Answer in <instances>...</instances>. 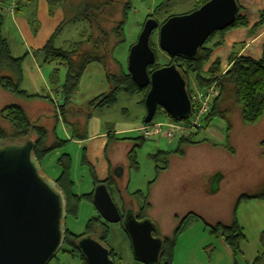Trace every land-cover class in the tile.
Here are the masks:
<instances>
[{"label":"rangeland","instance_id":"1","mask_svg":"<svg viewBox=\"0 0 264 264\" xmlns=\"http://www.w3.org/2000/svg\"><path fill=\"white\" fill-rule=\"evenodd\" d=\"M80 0H69L68 3L62 2L61 12L56 8L50 9L46 1L24 0L19 7V15L12 16L7 12L11 0H0V37L7 40L12 55L22 57L26 53L23 62L24 80L22 88L29 94H39L42 96L50 95L55 101L60 100L56 89L65 81L66 68L58 62L45 63L44 55L40 49L44 47L57 27L64 21L62 31L54 41L57 48L70 51L75 48V43L83 39L86 41L89 37H100L99 32L86 21H70L76 11V4ZM108 7L98 14V23L103 29L109 31L121 20L123 5L127 0H105ZM131 9L125 24V41L123 44L112 48L116 42L114 36L110 35L106 41V50L104 51L106 63L104 65L93 63L89 65L80 79L78 89L72 96L70 104L66 109V120L72 123H79V128L83 127L87 121L92 131H106L108 125H113L112 130H126L127 133L120 134L118 137L139 138L140 135L135 132L142 124L146 110L139 102L142 96H130L124 91L116 95V102L105 107L92 108L89 103L96 97L108 94L111 89V83L108 80L109 74L118 73L120 66L127 72V59L130 47L135 44L142 30L143 23L147 20L149 14H154L156 7L162 3H167L152 18L161 22L167 15H184L194 10L195 0H131ZM20 2V0H17ZM46 5H44V4ZM18 5V4H17ZM25 20V26L21 22ZM154 43L158 47L157 32L153 37ZM90 45H84L81 50L91 49ZM158 63L160 65L169 63L166 54L157 49ZM35 55V56H34ZM166 66V65H165ZM164 67V66H162ZM56 78L53 81V77ZM190 88L194 86L193 77L190 78ZM20 100L14 98L9 93L0 88V109L11 104H19L24 108L29 118L37 123L44 125L49 131H52L54 124L57 126L56 133L61 138H65L62 125L72 133L69 123L63 124L55 122L57 108L52 102L41 100ZM62 104V100H60ZM39 103V104H37ZM61 115V111L59 108ZM231 116L232 129L230 131L231 146L236 150L234 158L231 157V163L225 164L220 155L215 157L207 152V146L190 148L184 157H172L169 161V168L166 173L158 175L155 184L148 190V183L157 177L154 163L148 158V155L155 154L158 150L171 151L177 146V140L168 141L165 138H156L146 140L139 149L138 161L140 169L130 171L127 175V169L123 176V181L129 179L131 184L129 191L142 190L149 195V202H152V208L147 212L148 218L155 224L156 233L159 236H170L175 229L172 222L173 215L179 213L186 216L192 212L200 219L191 218L189 224L178 235L174 248V257L172 264H218L217 259L221 257V237L210 232V226L216 222L228 224L231 219L232 207L235 198L241 193H253L260 190L264 184V150L262 158L259 157L258 141L264 139V127L244 126L240 120L238 111L234 109ZM73 115H78L73 118ZM90 115V119L87 116ZM167 115L158 110L153 121H164ZM216 125L225 127V123L220 119H214ZM77 125V124H76ZM0 126L8 132L10 126L0 117ZM215 138V137H214ZM214 138L200 135L194 137L195 141L204 139L213 140ZM31 139L34 140V137ZM217 139V138H215ZM119 142H125L120 141ZM130 143V142H127ZM77 145L71 141L63 148V152H71L72 156L77 150ZM79 151V150H77ZM221 153V148H220ZM56 155H52L42 167L49 176L53 175L49 165ZM228 166L229 181L225 187L220 188L219 192H204V185L201 182L200 173L210 168H223ZM162 166V165H161ZM121 169L122 167H117ZM115 169V170H116ZM114 170V171H115ZM204 174V173H203ZM76 182L80 187L74 190L79 193H89L92 190V180L88 169L83 172L74 171ZM127 182V181H125ZM124 185V183H123ZM78 187V186H77ZM206 190V189H205ZM117 201L119 200L116 198ZM135 197L129 198L134 213L138 211ZM252 207L257 216L264 214V202L249 200L242 203V207ZM119 211L121 206L118 204ZM241 213V212H240ZM93 204L87 200H82L79 204L77 216L74 218L68 216L66 219V229L68 232L81 236L87 227L88 221L97 216ZM250 214V215H249ZM248 216H252L249 213ZM248 220V219H247ZM249 222V221H248ZM207 223V224H206ZM108 238L105 245L112 249L116 254L112 259L115 264H133L132 253L129 241L123 233L120 224H108ZM245 236L252 239L255 235L253 227H247ZM69 247L64 245L62 250L49 264H83V261L76 254L68 252ZM219 261V260H218Z\"/></svg>","mask_w":264,"mask_h":264},{"label":"trees","instance_id":"2","mask_svg":"<svg viewBox=\"0 0 264 264\" xmlns=\"http://www.w3.org/2000/svg\"><path fill=\"white\" fill-rule=\"evenodd\" d=\"M44 1H46L50 7H54L59 3L61 4L62 2L68 3L69 0ZM127 1L128 2L123 5L121 20L118 21L109 32L103 29L97 21L98 14L103 12V9L108 7L109 1L106 3L105 0H80L78 4H76L75 14L70 19V21L89 22V25L93 26V28L99 32L100 37H89V39L86 41L82 39L81 41L76 42L74 45L75 48L70 51L57 48L54 45V41L62 31V26H64V23L68 22L63 20L60 26L55 30L54 34L40 50L44 55L45 63L58 62L60 65L66 68L67 72L65 81L59 88L56 89L57 94L60 95L62 100V104H60L59 108L64 121H66V109L70 104L72 96L77 91L80 79L82 78L87 67L93 63L102 65L106 63L104 51L106 50V41H108V37L112 35L116 39V42L112 47L113 49L117 45L124 43V29L132 3L131 0ZM209 1L210 0H195L194 10L200 8ZM17 4H19V2H17ZM163 6L164 3L157 6L155 14H158V11ZM17 9L18 5H16V10ZM153 16L154 15H148L147 19L152 18ZM172 16L173 15H167L165 19L159 23L163 24L168 18ZM263 24L264 11L260 14L258 26ZM246 25L247 22L245 18L239 15L238 12L235 22L230 27L220 32H214L209 36L200 49L198 56L194 60H185L179 57H168L169 63L163 65L158 63L157 49L159 47H157L153 41V37L156 32H154L150 38V46L156 54V62L154 65L148 68L149 73L165 65H175L187 82L188 94L191 90L189 80L192 77L195 84L201 89L208 87L213 83H217L220 94L212 102L210 118L220 119L225 123V139L227 142L230 136L229 133L232 129L231 116L234 113V109L238 111L240 120L244 126H257L264 118V51L262 57L258 60L247 57L233 58L231 60L230 67L224 74L221 72L219 61H215L207 71H205L204 68L210 61L213 50L222 44L221 40L214 42V39L223 35L228 30L244 27ZM84 45H90L91 49L81 50ZM26 56L27 54L22 57L13 56L7 40L3 37H0V88L4 92L9 93L14 98L22 100L41 99L50 102V104L53 106V100L50 96H42L39 94L30 95L22 88V83L24 80L23 62ZM54 74L55 76L53 77V81L56 78V72ZM108 80L112 86L111 91L108 94H103L94 98L89 103L90 107L98 108L112 105L116 102L117 93L124 91L130 96H142L143 99H141L139 104L145 108L144 101L149 91V87L139 89L132 81L128 71L126 72L122 66H120L118 73L109 74ZM158 110L166 114L163 109L158 108L157 111ZM0 117L11 128V131L8 132L5 128L0 126V141L23 142L26 139L34 137L35 145L33 148V155L39 162L42 173L54 180L58 188L63 192L67 201L68 216H72L74 218L77 216L79 204L82 200H87L92 203V193L78 196L74 191V182L72 179V158L69 154L62 153L55 161L54 168L56 169V174L49 176L43 169L42 164L45 162L48 156L58 150H62L67 144V141H63L57 136L55 129L49 131V129H47L45 126L33 122L27 115L24 108L17 104L4 106L0 110ZM168 117L170 116L168 115ZM89 118L90 115L87 116V119ZM55 122L58 123L57 114H55ZM72 127L74 130L77 129L76 126L72 125ZM194 137L179 139L174 150L157 151L155 154H151L149 158L154 163L156 172L160 173L168 169L169 159L171 156L183 157L186 147L206 143L216 146V144L207 139L195 141ZM117 139L120 141L133 142V146L127 155V160L131 170H138L136 152L143 146L146 140L141 137L135 139L127 137ZM227 142L224 147L229 150L230 153H233ZM82 160L83 162L85 161L84 154ZM221 177L222 174L217 173L210 178V184L211 186L213 185L211 187V193L217 191V186ZM113 183V176L104 182L111 195L116 190ZM153 183L154 181L151 184ZM95 185H98V183L95 182ZM133 197H135L138 203L136 218L138 220L148 218L147 212L150 209L148 195H143L142 193L137 192L133 195ZM249 200L264 201V184L262 188L256 192L241 193L239 196H237L232 210V219L229 224L216 223L214 225H209L206 223L211 228L210 232L214 235L220 236L221 239H223L224 242L229 246L234 257H237L241 254V243L245 239L243 230L237 222V208L241 203ZM191 218L200 219L198 215L192 212L188 213L182 219L176 218L178 222L172 234L170 236L162 237L164 246L160 264H172L177 237L189 224ZM95 229H99V232H96L97 239L103 244H106L109 234L108 224L104 223V221H101L98 216L93 217L88 221L86 231L84 233L95 232ZM79 237L80 236L74 235L67 231L65 245L69 247V253L73 255L77 254L83 261V264H87L75 245V241ZM110 250V256L113 258L116 256V254L111 248Z\"/></svg>","mask_w":264,"mask_h":264},{"label":"water","instance_id":"3","mask_svg":"<svg viewBox=\"0 0 264 264\" xmlns=\"http://www.w3.org/2000/svg\"><path fill=\"white\" fill-rule=\"evenodd\" d=\"M239 12L237 0H210L184 15L172 16L163 24L148 18L129 49L127 71L139 89L149 87L145 97L144 124L157 109L181 121L191 113L187 82L175 65L158 68L150 38L157 32L161 52L169 58L194 60L214 32L230 27ZM113 125H108L111 132ZM35 141H0V264H49L66 240L67 201L54 180L44 175L33 155ZM120 176L121 169L115 170ZM92 203L109 224L122 221L133 258L142 264H160L164 241L153 235L149 218L138 220L133 210L124 219L104 183L96 185ZM76 248L87 264H115L110 250L91 234L82 236Z\"/></svg>","mask_w":264,"mask_h":264},{"label":"crops","instance_id":"4","mask_svg":"<svg viewBox=\"0 0 264 264\" xmlns=\"http://www.w3.org/2000/svg\"><path fill=\"white\" fill-rule=\"evenodd\" d=\"M22 1H24V0H20V2L18 4V9L16 10L15 14L19 15V7H20V4ZM37 1L39 2L41 0H37ZM237 3L239 6V15H241L245 18L247 25L244 27L228 30L223 35L218 36L214 39V42L221 40L222 44L213 50L210 61L208 62V64L204 68L205 71H207L209 69V67L215 61H219L221 72L224 74L228 70V68L230 67L231 60L233 58L247 57V58H252V59L258 60L263 55V51H264V24L258 26V23L260 21V14L264 11V0H237ZM166 4L167 3H164V5H166ZM53 8H56L57 11H59L60 14L63 15V13L60 10L61 9L60 4H58L54 7H50V9H53ZM149 15H156V14L154 13V14H149ZM22 23H23V27H24L25 26V20H23L21 22V24ZM26 54L28 55V53H26ZM30 95H36V94H30ZM47 96H50V95H47ZM58 98H60V100H61L60 95H58ZM51 99H53V98H51ZM20 100H22V99H20ZM35 100H37V99H35ZM37 102L40 103L41 99H39V101H37ZM39 103H37V104H39ZM17 105H19V104H17ZM65 116H66V114H65ZM77 116L78 115H73V118H77ZM65 122H68V121L67 120L64 121L62 116L60 118L58 117V123L63 124ZM68 123H69L70 129L72 131L71 134H69V131L64 127V125H62L63 126L62 129L66 135L65 138H61L58 135V133H56V134L61 140L67 141V143L71 141L72 143L77 145L78 146L77 150H79V151L76 150L75 154H73L74 156H72L70 151L69 152H63V149L58 150V151L52 153L51 155H49L48 158H51V156L53 154L56 155L55 159L51 160V162H50L51 164L48 167L50 169L51 168L53 169V171H52L53 174H56V169L54 168L55 161L57 160V158L62 153H67L72 158V179L74 182V188L76 187V189H78L80 187V183L79 182L77 183L75 180L74 171L75 172H78V171L83 172L85 169H88V172L90 174V178L92 180V187L93 188H92L91 192L81 194L79 192H76V190H74L78 196L88 195L91 193L93 194L94 188L96 187L95 182H97L98 184L104 183L106 180H108L112 176L114 178L119 177L117 180H119L121 188L124 191L125 197L131 198L137 192H140L143 195H148V194H145L142 190H136L134 192L129 191V186L131 184V180L127 179V180H125L127 182L123 181V176L126 172V169H127V172H126L127 175L129 174V170L133 171L129 168V164H128V160H127V155L133 146V142L132 141H125V142L117 141V138H120V137H118L120 134L127 133L126 130H121V131L112 130L111 132H109L107 130L106 131H100V130L92 131L91 127H89V125L87 124V121L83 127V130H81L79 128V123H76L77 125L75 123L70 124L71 122H68ZM72 125L76 126L77 129L74 130ZM255 127L263 128L264 127V118ZM54 129L56 132L57 126L55 124L51 130H54ZM216 136H217V139L210 140L212 143L216 144V146H213L211 144L206 143V144H200V145H196V146L186 147L185 148V154L187 153L188 149H190V148H198V147H202V146H207V148H208L207 152L209 151V153H211L214 157L216 155H220L222 160L225 161L224 162L225 164L231 163V157L234 158L233 156H235L236 150H234V148L230 145L231 144L230 143L231 142L230 136L228 138V142L225 139V127H221V133H216ZM127 142H130V143H127ZM226 142L229 145L230 149H232L233 153H230V151L224 147ZM258 146L260 147L258 149L260 151L259 157L261 159L262 155H263L262 151L264 150V139L261 138L258 141ZM220 148H221V153L219 151ZM139 149L136 152L138 170L140 169V165H139V161H138ZM158 151H165V150H158ZM83 154L85 155V161L84 162L82 160ZM185 154H184V156H185ZM150 155H148V158ZM172 157H177V156H171L170 158H172ZM47 159L45 160V162L47 161ZM169 161H170V159H169ZM117 167H122L120 176H117L114 173L115 172L114 170ZM168 168H169V165H168ZM227 169H228V166L224 165L223 168L222 167L221 168L216 167V168H212V170H210V168H208L207 170H204L203 172H201L200 173L201 182L203 183L204 188L206 189V190L204 189V192H209V189L211 187L210 178L217 173L222 174V177L219 180L216 193L220 191V188L222 189V187H225V185L229 181L228 176L230 175L228 173ZM116 170H118V169H116ZM138 170H136V171H138ZM167 170L160 172V173L156 172L157 177L153 180L154 181L153 184H151L153 181H150L148 183V190L150 188H152V186L155 184V182L157 181L158 175H162V174L166 173ZM123 183H124V185H123ZM244 193H248V192H244ZM112 196H113V199H115L117 202L116 198H119V197H118L116 190L113 192ZM135 201L137 202V200H135ZM256 201H259V200H256ZM148 202H149V195H148ZM261 202H264V201H261ZM149 204H150V209H151L152 208V202L150 201ZM246 206L247 207H243V209H241V211H240V208L242 207V203L238 206L237 213H236L237 222L241 226L244 234H245V231H247L246 230L247 227H253L255 230V235L252 239H247V236H245L246 234L244 235L245 239L241 243V254L237 257L233 256L232 251L229 248V246L224 242L223 239H221L222 254H221V257L219 259H217L218 264H264V214L257 216L256 213L254 212L255 210L252 207H249L248 205H246ZM137 207H138V203H137ZM150 209H149V211H150ZM232 210H233V207H232ZM249 213H252V216H248ZM183 217H185V216H181L179 213H176L173 215L172 222H174V224L177 225L178 221L176 220V218L182 219ZM231 219H232V212H231ZM231 219H230V222H231ZM216 223H223V222H216ZM223 224H225V223H223Z\"/></svg>","mask_w":264,"mask_h":264},{"label":"built area","instance_id":"5","mask_svg":"<svg viewBox=\"0 0 264 264\" xmlns=\"http://www.w3.org/2000/svg\"><path fill=\"white\" fill-rule=\"evenodd\" d=\"M17 0H11L7 12L14 16L16 12ZM220 90L217 83L199 88L195 83L189 92L191 102L190 115L181 121H176L168 117L164 121H151L148 124H142L136 129L144 140H153L156 138H165L168 141L191 138L194 136L205 135L208 138H217L216 133H221V126L216 125L213 118H210L212 102L219 96ZM57 108V116L60 118L59 106L60 100L52 99ZM214 138V139H215Z\"/></svg>","mask_w":264,"mask_h":264},{"label":"flooded vegetation","instance_id":"6","mask_svg":"<svg viewBox=\"0 0 264 264\" xmlns=\"http://www.w3.org/2000/svg\"><path fill=\"white\" fill-rule=\"evenodd\" d=\"M119 178V177H118ZM118 178H114V187H115V189H116V191H117V194H118V201L116 202V200L115 199H113L114 200V202L116 203V205H117V207H118V204H120V206H121V211H119L120 212V214H121V216H122V219H124V217H125V215L127 214V212H129L130 210H133L132 209V206H131V204H130V202L128 201V197H125V195H124V191L122 190V188H121V185H120V183H119V180H117ZM112 196V195H111ZM112 198H113V196H112ZM118 210H119V208H118ZM97 216L100 218V220L101 221H104L102 218H101V216L99 215V214H97ZM135 216H136V214H135ZM148 216V215H147ZM104 223H106V224H109V223H107V222H105L104 221ZM118 224H120L121 225V229H122V231H123V233L125 234V232H124V230H123V226H122V221L121 222H119ZM155 231H156V229H155ZM154 231V233H153V235L155 236V237H160L159 236V234H157L156 232ZM96 232H99V229H95V232H90V233H83L80 237H82V236H85V235H87V234H91L94 238H96L97 239V234H96ZM125 236H126V234H125ZM79 237V238H80ZM127 237V236H126ZM163 236H161L160 238H162ZM78 238V239H79ZM78 239L75 241V244H76V242L78 241ZM127 240H128V238H127ZM129 241V240H128ZM102 243V242H101ZM65 245V244H64ZM129 246H130V242H129ZM130 249H131V247H130ZM110 250V249H109ZM110 252H111V250H110ZM131 253H132V251H131ZM112 258V257H111ZM132 259H133V264H142V263H140V262H137L134 258H133V255H132ZM114 261V260H113ZM115 263V262H114Z\"/></svg>","mask_w":264,"mask_h":264}]
</instances>
